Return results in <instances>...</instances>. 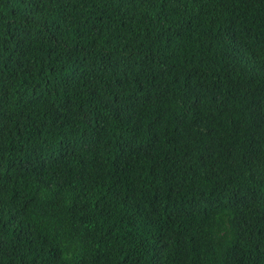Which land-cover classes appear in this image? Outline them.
I'll return each mask as SVG.
<instances>
[{
  "label": "trees",
  "instance_id": "obj_1",
  "mask_svg": "<svg viewBox=\"0 0 264 264\" xmlns=\"http://www.w3.org/2000/svg\"><path fill=\"white\" fill-rule=\"evenodd\" d=\"M0 264H264V0H0Z\"/></svg>",
  "mask_w": 264,
  "mask_h": 264
}]
</instances>
